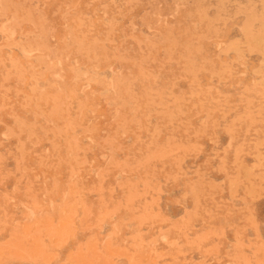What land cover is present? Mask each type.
<instances>
[{
	"label": "rangeland",
	"instance_id": "obj_1",
	"mask_svg": "<svg viewBox=\"0 0 264 264\" xmlns=\"http://www.w3.org/2000/svg\"><path fill=\"white\" fill-rule=\"evenodd\" d=\"M0 264H264V0H0Z\"/></svg>",
	"mask_w": 264,
	"mask_h": 264
}]
</instances>
